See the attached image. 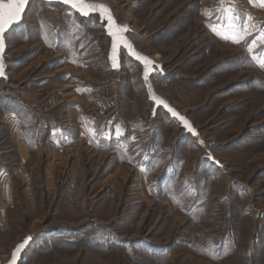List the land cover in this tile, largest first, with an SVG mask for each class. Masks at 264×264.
<instances>
[{
    "label": "rangeland",
    "instance_id": "1",
    "mask_svg": "<svg viewBox=\"0 0 264 264\" xmlns=\"http://www.w3.org/2000/svg\"><path fill=\"white\" fill-rule=\"evenodd\" d=\"M103 1L157 55L156 90L200 139L161 107L150 115L125 51L110 68L98 15L30 0L0 79L1 260L31 234L19 264H264L246 214L264 209V6L163 0L155 20L169 27L153 40L156 10L139 27L131 2Z\"/></svg>",
    "mask_w": 264,
    "mask_h": 264
},
{
    "label": "snow or ice",
    "instance_id": "2",
    "mask_svg": "<svg viewBox=\"0 0 264 264\" xmlns=\"http://www.w3.org/2000/svg\"><path fill=\"white\" fill-rule=\"evenodd\" d=\"M63 4L70 5L76 13L80 16L87 17L93 13H100L102 20H107L108 34L113 37L112 47L110 53V60L112 61V67H118L119 60V51L121 48L126 50V53L135 58L138 61H142L144 64L143 78L145 82L149 81V76L154 71L158 70L159 66L153 67L154 62L139 53L132 43L127 40L123 33L129 31L127 25H119L116 23L114 17L111 15L110 9L99 2V0H61ZM223 3V0H221ZM257 0H249L250 4L256 3ZM30 0H0V53L3 52L5 47L4 35L12 27L13 24L19 23L25 13L26 7L29 5ZM261 6H264V0H259ZM228 10V9H226ZM249 16V20H251ZM247 34V33H246ZM226 39L229 37H225ZM233 42L239 43L244 39V35H241L239 38L235 36L231 37ZM261 66L264 67V62L261 63ZM4 76V65L2 59H0V77ZM150 87V85H149ZM153 99L157 105H162L164 108L171 113V115L179 119L183 126L187 127L190 132L196 135V130L191 127L190 122L182 115H180L175 109L171 108L167 102L156 95H152ZM31 237H25L13 250L12 257L9 261V264H18L19 257L21 256L26 245L30 241Z\"/></svg>",
    "mask_w": 264,
    "mask_h": 264
},
{
    "label": "water",
    "instance_id": "3",
    "mask_svg": "<svg viewBox=\"0 0 264 264\" xmlns=\"http://www.w3.org/2000/svg\"><path fill=\"white\" fill-rule=\"evenodd\" d=\"M43 1L46 2V3H51V4H62V5H64V6H66V7H68V8H71L70 5L63 4V3L61 2V0H43ZM99 2L103 3L104 5H106V6L110 9V11H111V15L114 17L116 23H118L119 25H127V28L129 29V31L123 33V35L127 38L128 41H130V42L132 43V45L134 46V48H135L139 53H141L143 56H146V57L150 58V59L154 62L153 67L159 66L158 71L163 72V66H162V63H161V62H158V61H155V60H154V57H153L152 55L147 54V53H145L144 51H142L141 49H139V48L135 45V43L133 42V40L130 38V36H129V32H131L132 28H131V25H130L129 20L126 19L124 22H120V21H118L117 18L115 17V15H114V13H113L112 8L110 7V5H109L107 2L103 1V0H99ZM26 8H27V7H26ZM71 9H72V8H71ZM72 10H73V9H72ZM73 11H75V10H73ZM94 14L98 15V17H99V21L103 23L104 31H105L106 35L109 37V40H110V42H109V48H108V53H107V60H108L109 66H110V68H111L112 70H119V69H120L121 53H122V51H125V52H126V50L123 49V48L120 49V51H119V60H118V65H119V66L116 67V68H113V67H112V61L110 60V53H111V47H112V40H113V37H111V36L108 34L107 20H106V19H105V20H102L99 12H97V13H93V14H90V15H94ZM90 15H89V16H90ZM81 17H84V16H81ZM87 17H88V16H87ZM20 22H21V21H20ZM20 22H19V23H20ZM19 23H17V24H13L12 27L18 25ZM12 27H11V28H12ZM11 28H10V29H11ZM10 29H8V31H9ZM8 31H7V32H8ZM7 32H6V34H7ZM6 34L4 35L5 47H4L3 52L0 53V59H2V63H3V65H4V76L0 77V79H6V78H7V66H6V58H5V54H6V52H7V48H6V47H7V46H6ZM126 54H127V53H126ZM127 55H128V54H127ZM128 56H129V55H128ZM129 57H131V56H129ZM131 58H132L133 60L137 61V62L141 65V75H140V76H141V79H142L143 85H144V87H145V91H146V94H147V98H148V100L152 103V107H151L150 115L153 116V115L156 113L157 109H158L159 107H161L162 109H164L165 112L168 113V115H169L170 117L174 118V119L178 122L180 128L184 130V133H185L186 135H189V134H190V135H192L193 137H195V138H197V139H200V136H199V132H198L197 127H195V125L193 124L192 120L187 116V114L182 113L178 108H176L175 106H173V105L171 104V102L169 101V99H168L167 97H165L163 94L159 93V92L156 90V88H155V86H154V84H153V81H152V77H153V75L155 74L156 71H154L153 73H151L150 76H149V81H148V82H145V80H144V78H143V72H144V64H143V62H142V61H138V60H136V59L133 58V57H131ZM149 85H150V87H149ZM153 94L156 95L157 97L163 98L171 108L175 109L180 115L184 116V117L190 122L191 127L194 128V129L196 130V135H194L192 132H190V131L188 130L187 127L183 126L182 122H181L179 119L173 117V116L171 115V113L168 112V110H167L166 108H164L162 105H157L156 102H155L153 99H151V96H152ZM29 236L31 237V239H30V241L28 242V244L26 245L25 249L23 250V252H24V251L26 250V248L28 247V245L30 244L31 240H32V236H31V234H27V235H25V236H24L19 242H17V243L15 244V246L12 248V250H11V252H10V256H9V258H8L7 261L3 262V261L1 260V258H0V264H9V261H10V259H11V257H12V253H13L14 248H15V247H16V246H17V245H18V244H19V243H20L25 237H29ZM23 252H22V254H23ZM22 254H21V256L19 257L18 264H19V261L21 260Z\"/></svg>",
    "mask_w": 264,
    "mask_h": 264
},
{
    "label": "crops",
    "instance_id": "4",
    "mask_svg": "<svg viewBox=\"0 0 264 264\" xmlns=\"http://www.w3.org/2000/svg\"><path fill=\"white\" fill-rule=\"evenodd\" d=\"M124 1L131 2V5H132L131 6V14L133 15V17L137 18L136 22H138V26L139 27H142L145 24L144 22H142L143 24L139 23L138 20L140 19V17H145V16H147V17L149 16L150 17V16H152L151 15L152 14L151 13L152 10H156V12L152 16L153 20L149 23V26L150 25L151 26L150 27L147 26L144 29V32H147L150 35L151 34L154 35L153 36V40L157 39V35H159L160 32L163 29H164L163 32L167 31V27H169L167 25H169V24L161 25V23H158V21L155 20V18H157L158 16H160V17L163 16V13H165L166 8H168L167 5L166 6L158 5V7L155 6V5H157L156 3H159V2H161L163 0H124ZM191 1H196V0H190V2ZM195 8L193 9V12H195V10H196ZM190 10L191 9L188 10V12H187L188 14L190 13ZM164 38H166V37H164ZM148 42H149V46L155 47V44L152 43V38L149 39ZM154 57L157 59V55L156 54H155ZM176 204H178V203H176ZM163 205H164V207H167V206L170 207V205L173 206V207L177 206V205L174 204V202H172V204H171V202H169V201H167V203L166 204L164 203ZM178 205H179V207H177V208L179 210L182 209V211L180 210L181 213L186 214V211L184 210L186 208V206L183 205L182 202L179 203ZM247 208H248V210H247L246 214L248 213L247 216H250L251 225L254 226V230L252 229L250 235L253 234V231H254V234L259 235L258 233H263L261 235H264V228H263V226H264V209L263 208H256L255 206H253L252 201H250L249 207H247ZM0 223H2V220H0ZM258 244H260V243L258 241H256L255 245H258ZM253 251H254V253H252V251H251V255L250 256H253V255L257 256V252L259 251L258 248H256V247L253 248Z\"/></svg>",
    "mask_w": 264,
    "mask_h": 264
},
{
    "label": "bare ground",
    "instance_id": "5",
    "mask_svg": "<svg viewBox=\"0 0 264 264\" xmlns=\"http://www.w3.org/2000/svg\"><path fill=\"white\" fill-rule=\"evenodd\" d=\"M154 57V56H153ZM5 58H6V56H5ZM154 60L156 61V58L154 57Z\"/></svg>",
    "mask_w": 264,
    "mask_h": 264
}]
</instances>
